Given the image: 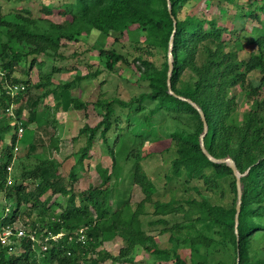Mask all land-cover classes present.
Wrapping results in <instances>:
<instances>
[{
    "label": "trees",
    "instance_id": "trees-1",
    "mask_svg": "<svg viewBox=\"0 0 264 264\" xmlns=\"http://www.w3.org/2000/svg\"><path fill=\"white\" fill-rule=\"evenodd\" d=\"M186 1L69 0L54 8L42 6L43 15L31 16L28 9L26 12L29 15H0V152L5 160L10 154L11 145L16 142L17 127V123L11 122L12 117L6 108L11 99L18 101L23 97L22 92L26 91L29 81L13 75L18 64L23 61L27 68L34 65L43 70L44 57H50L53 60L51 70L42 71L46 81L35 86L46 85L51 82L53 71L61 69L57 61L64 58L60 47L64 38H70L68 33L79 32L83 25L103 33L116 31L132 35L134 27L144 31L142 40L134 39L138 52L133 58L114 48L99 49L98 54L105 58V68L109 71H113L120 62L135 64L139 73L138 80L146 82L147 90L129 99H98L102 119L93 127L85 125L80 129L87 137L84 145L77 150L80 153L79 163L82 164L99 133L102 142L109 145L108 151L113 164L116 165L123 159L129 161L128 178L141 190L142 197L139 201H124L111 210L112 171L99 164L96 165V171L101 181L79 193V204L75 202L72 187L67 189L59 179H51L46 168L41 171L43 178L37 187L26 190L22 183L8 184L5 164L0 165V196L14 198L15 201L13 208L9 210L10 216L3 217L6 224L15 223L21 203L28 204L30 209L36 208L39 217L43 219L47 204L40 197L48 190L69 194L68 201L61 206L59 212L44 223L47 229L45 235L62 233L56 240L49 237L48 242L53 245L44 251L48 255L47 261L54 259L56 264H103L107 259L117 260L119 257L103 248V243L119 238L123 246L118 255L123 263L129 262L132 250L141 245L156 259L162 257L169 261L173 256L171 264H227L223 261H207L206 255L199 249L211 246L216 240L201 232L182 239V244L176 239L170 248L159 247L157 237L146 232L141 220L150 203L153 215L157 216L152 222L162 223V231L168 228L165 224L168 223L166 215L169 214L182 216V220L173 223L170 229L192 227L196 221L210 222L223 228L228 235L229 242L238 255L235 264H264V257L252 253L256 235L264 233V0H257L252 10L243 13L244 18L252 16L259 23V27H254V37L248 40L256 44L258 52L246 58L239 56L242 48L239 31L222 25L215 18L201 17L190 12L181 16V8ZM52 12L60 17V21L46 16ZM242 28L244 29V25ZM169 52L172 54L170 82L174 93L169 92L167 82ZM186 69L193 73V82L181 79ZM253 71H258L257 78L251 77ZM26 73L28 74L27 69ZM98 73L99 70H95L86 75H77L75 79L61 84L60 90L48 89L44 94L62 96L60 102L64 108L85 109L88 102L73 96L69 87L75 80L96 76ZM9 81L13 86H24L15 99L11 98V93L5 86ZM233 87H238L251 102V107L241 119L233 114L236 101L234 95L229 94V89ZM187 99L195 102L204 114L207 126L204 143L209 154L216 158L231 157L242 174L237 226L236 177L227 163L214 162L202 151L199 138L204 130V121L197 108ZM115 105L140 113L148 124H158V132L137 135L128 130L118 133L112 142L114 144L110 145L108 133L115 124L112 119ZM7 136H10L11 145L6 143ZM73 140L76 141V137ZM58 142V139L52 138L51 147L59 149ZM163 143L165 144L161 147ZM170 149H173L174 157L166 175L167 182L180 180L181 177H185V181L197 178L202 180L207 189L221 194V180L231 176L229 186L235 193L234 203L213 204L204 196L154 199L157 187L144 169L142 160L151 154ZM44 162H49L55 174L59 163H50L48 159ZM37 172L38 168H35L22 176L34 178L38 175ZM69 177L71 184L78 180L74 171L70 172ZM32 224L39 227L37 221ZM80 228L85 229L84 240H80L75 234ZM21 244L25 250L17 256L6 255L8 247L0 245V264H18L28 260L30 255L36 260L34 253H29L33 241L26 236L21 239ZM179 246L190 248V261L179 255Z\"/></svg>",
    "mask_w": 264,
    "mask_h": 264
},
{
    "label": "rangeland",
    "instance_id": "rangeland-1",
    "mask_svg": "<svg viewBox=\"0 0 264 264\" xmlns=\"http://www.w3.org/2000/svg\"><path fill=\"white\" fill-rule=\"evenodd\" d=\"M65 1L69 0H0V15L9 17L14 13L25 15L30 13L31 16H38L42 14V6L54 8ZM208 1L187 0L181 8L180 15L190 12L201 17L215 18L222 25L235 28L240 33V42L242 43V48L239 51L241 58H246L250 54L258 52L256 44L248 42L255 35L254 27H259L258 20L252 16L243 17L244 12L255 7L257 0ZM26 9L30 10V12L27 13ZM46 16L54 21H60V17L55 15L54 12ZM243 25L244 29L242 28ZM68 34L70 38H64L63 45L60 47L64 58L57 61L61 65V69L53 71L49 84L35 86L39 82L46 81L42 71L51 70L53 60L50 57H44L45 65L42 64L43 70L38 69L34 65L31 68H27L23 61L15 68L13 73L15 77L28 79L29 81L26 91L22 92L23 97L18 101L11 99L8 106L9 110L6 108L7 113L12 117V123L18 122L23 127L25 126L23 135L17 143L15 142L14 145H11L10 136H7L6 139V143L11 145L10 154L6 158L7 165L10 167L7 168L5 163L7 183H22L26 190H33L43 178L41 177V171L46 168L50 173L49 177L51 179H59L60 183L66 185L67 189L72 187L71 191L75 195V202L79 204V193L92 185L95 186L100 183L101 178L96 171V165L99 164L112 171L110 209L114 210L122 205L124 201L135 203L142 197L140 188L128 178L130 163L120 158L123 160H119L116 165L113 164L108 151L109 145L102 142L99 133L96 134L94 144L88 155L85 156L82 164L79 163L80 153L77 150L84 145L87 137L86 134L80 132V129L85 125L93 127L102 119V109L97 105L98 99H111L114 97L129 99L131 96L147 90L146 82L138 80L139 73L135 64L127 65L120 62L113 71H109L105 68V58L98 54L99 49L114 48L133 58L138 52L135 48L137 43L134 39L142 40L144 31L134 27L132 35L116 31L103 33L88 25H83L80 27L79 32L72 31ZM95 70H99L96 76L75 80L74 84L69 87V92L73 96L88 102V106L85 109L64 108L60 102L62 96L57 97L52 93L44 94L45 90H60V85L65 81L73 80L77 75H86L88 72L92 73ZM250 75L253 78H257L259 73L258 71H253ZM181 79L193 82V73L186 69ZM5 86L9 92L11 91V98L16 97L21 91L18 89L22 88L21 86L15 88L10 81ZM229 94L234 95L236 101L233 114H235L237 119H241L245 111L251 107V102L238 87L229 89ZM112 119L115 124L108 133V143L110 145L114 144L112 142L118 133L129 130L137 135H146L148 133H156L159 130L158 124L146 123L140 113L130 112L128 109L120 108L118 105H115ZM27 120L28 122H26ZM25 122L26 124H24ZM74 137H76V141L73 140ZM52 138L58 139L59 149L56 150L51 147ZM164 144L160 146L163 147ZM15 146L17 150L14 152ZM173 157L174 151L170 149L161 153L151 154L142 160L144 169L157 187L154 199L168 200L172 197L184 199L204 196L213 204L232 205L234 203L235 193L229 186L232 180L231 176L221 180V194L207 189L202 180L197 178L185 181V177H181L180 180L167 182L166 175L170 171ZM7 159L10 160L7 161ZM47 159L50 163L52 161L59 163L55 174L49 162L47 164L44 162ZM0 165L4 164L1 163ZM35 168H38L36 177L26 176V178H23V173ZM71 171H74L78 177V180L72 182V184L69 177ZM68 196L69 194L65 195L52 190H48L41 195L40 199L47 204L45 220L39 217L36 208L30 209L28 204L21 203L19 216L12 226L14 228L20 227L23 232L9 240L13 248L11 250L8 249L6 255L17 256L21 254L25 250L21 244V239L27 236L33 241L29 253L33 252L36 260L29 254L28 260H23L18 264H56L54 259L47 261L48 255L44 254V251L53 245V243L48 242V238L45 235L47 229L44 223L54 213L59 212L61 206L68 201ZM14 202V198L0 196V226L5 224L3 222L4 215L10 216L9 210L11 207L13 208ZM155 219H157V216L152 213V204L148 203L146 212L141 216V220L146 232L157 237L156 240L159 247L170 248L176 239L179 244H182V239L195 236L201 232L216 240V243L211 246H203L199 249L203 255H206L209 263L223 261L227 264H235L238 261L236 249L229 242V237L223 228L210 222L196 221L192 227L170 229L169 227L173 223L182 220V216L181 214H169L166 215L168 223L165 224L168 228L162 231L161 229L164 225L152 222ZM23 221H25V224H23ZM34 221L39 223V227L33 226L32 223ZM39 229L41 230L39 231ZM56 239L57 237L53 238V240ZM121 246H123V242L119 238L104 242L103 248L119 258L117 260L107 259L103 264H171L173 262V256L169 261L162 257L156 259L141 245H137L130 254L132 259L123 263L120 255H118ZM177 252L183 259L190 261L192 252L189 247L179 246ZM252 253L259 257H264V233L259 232L256 235ZM85 264L89 263L85 262Z\"/></svg>",
    "mask_w": 264,
    "mask_h": 264
},
{
    "label": "water",
    "instance_id": "water-1",
    "mask_svg": "<svg viewBox=\"0 0 264 264\" xmlns=\"http://www.w3.org/2000/svg\"><path fill=\"white\" fill-rule=\"evenodd\" d=\"M170 12H171V10H170ZM174 26H175V21H174ZM172 43H173V38L170 40V45H171L170 47H172ZM169 62H170V65H169L168 79H167L168 90H169V92L174 93L173 90H172V87H171V82H170V76H171V71H172V54H171V52H169ZM181 98H184V97H181ZM184 99H186V98H184ZM187 100L195 108H197V110L199 111V113L201 115L202 120L204 121V130H203V132H202V134L200 135V138H199L200 139V146H201L202 151L205 153V155H207L214 162L227 163L231 167V169H232V171H233V173H234V175L236 177L237 204H236V214H235V226H237L238 216H239V212H240L241 195H242V186H241V182H240V177H241L242 174L237 170L235 162H234V160L231 157L227 156V157H224V158H216V157H213V156H211L209 154V152H208V150H207V148L205 146V143H204V136H205V134L207 132V126H206V121H205V118H204V114H203L202 110L200 109V107L195 102H193L190 99H187Z\"/></svg>",
    "mask_w": 264,
    "mask_h": 264
},
{
    "label": "built area",
    "instance_id": "built-area-1",
    "mask_svg": "<svg viewBox=\"0 0 264 264\" xmlns=\"http://www.w3.org/2000/svg\"><path fill=\"white\" fill-rule=\"evenodd\" d=\"M18 86H21L22 88H19L18 90H21L24 88L23 85H14L15 88H17ZM13 89V87H12ZM11 92V91H10ZM7 110H9V108H7ZM24 132V127L21 125V123L17 122V127L15 130V134H16V143L18 142V140L21 138V136L23 135ZM17 150L16 146L14 148V152ZM10 160V159H9ZM7 159V161H9ZM5 164L6 163V167H10L7 165L6 160L4 159V155L0 152V164ZM12 164V163H11ZM9 182H11L9 180ZM84 228H80L77 231H75V234L79 236L80 240H84L85 238V234H84ZM22 229L19 228H14L11 224H3L0 226V245L2 246H7L9 250H11L13 248L12 243H9V240L14 238L16 235L22 233ZM62 235V233L56 234V235H52L51 233L47 234L46 237L49 239L50 238H56V237H60ZM8 241V242H7ZM45 247V245H44Z\"/></svg>",
    "mask_w": 264,
    "mask_h": 264
}]
</instances>
